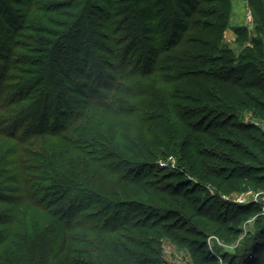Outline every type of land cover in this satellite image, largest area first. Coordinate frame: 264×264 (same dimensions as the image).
Segmentation results:
<instances>
[{
    "label": "rangeland",
    "instance_id": "obj_1",
    "mask_svg": "<svg viewBox=\"0 0 264 264\" xmlns=\"http://www.w3.org/2000/svg\"><path fill=\"white\" fill-rule=\"evenodd\" d=\"M21 1L26 3L31 0ZM260 1L226 0L219 6L203 4L192 16V22L201 20L211 24V27L206 29L203 25L193 23L184 34L181 45L169 52L162 51L159 55L151 52L142 63H139L136 55H130L126 66L131 69L136 62L140 68L136 76L151 71L155 66L157 74L165 78L158 87L165 88L164 97L170 101L167 109H159L151 117L142 110L145 88L138 84L143 81L136 77L131 79L136 85H131V81L123 82L120 79L123 67L116 61V66L109 69L108 75L112 87L99 89L102 95L96 96L97 109L89 113L85 106L91 103L90 95L94 94L92 88H98L94 83L98 71L94 72V69L98 64L96 66L92 61L83 65L86 73L76 75V82L63 81L65 91L69 86L64 99H52L55 108L49 110V115L45 117L43 123L46 126L32 135H26L24 128L12 130L15 125L9 121L16 116L15 111L32 110L34 101L19 102L12 107L10 103L12 95L35 79L34 73L43 68L32 60L37 58L36 52H29L23 45L35 50L39 44L37 40L41 36L48 37L46 32H32L28 26L19 31L16 38L9 36L6 29L1 32L0 47L7 43L8 46L0 51V80L6 88L0 95L3 109L0 111V264H100L99 238L121 240L129 236L143 241L150 239V249L144 256L153 262L196 264L190 249L181 241L184 232L177 231L176 227L188 228L195 233L186 240L199 251L206 264H264V233L252 251L245 253L243 249L244 245L252 242L259 228L264 226L262 204L257 202L264 198V179L260 183L234 179L220 186L219 180L212 181L207 173L204 176V171L212 162L222 167L227 166L226 162L199 153L207 151L219 154L225 150V141L232 138L229 132L236 131V128L220 113L203 110L205 103L199 97L207 92L204 85L210 78L198 71L209 72L211 67H220L219 63L212 65L209 61L212 57L233 60L232 65L264 62V33L259 35L256 29L255 8L260 6ZM262 3L264 5V0ZM8 4L14 8L22 7L12 0ZM211 8L229 10V18L219 20L217 16L201 14V11ZM79 10L75 11L78 17ZM177 10L180 11L179 8ZM250 13L252 23L248 20ZM97 14L92 17L95 21H99V12ZM152 14V9L148 10L143 19L150 23L154 17ZM263 18L264 14L260 15L259 20ZM40 25L44 30H51L46 22ZM197 40L202 42L201 45ZM207 42L217 49L212 50V47L203 45ZM108 44L114 46L111 42ZM10 46H13L12 52H9ZM188 50L197 56L195 60L183 58L184 52ZM135 51L138 52L139 48ZM192 71L195 74L185 78ZM91 72L92 78L89 79L86 74ZM181 76L185 79L173 82ZM241 76L242 73H236L234 79H240ZM110 78L117 79L112 81ZM78 81L79 89L85 88V95L75 94V100H78V105H75L71 92L78 90ZM124 90L135 92L127 95L123 93ZM173 93H177V99ZM43 105L40 104L39 108ZM178 114L184 118V123ZM234 122L252 126L254 130L249 133L252 136L257 137V131L264 134V118L247 110ZM48 130L58 131L48 133ZM197 130H206L210 136L206 137ZM16 132L27 140L18 143L12 139L11 136ZM100 132L108 136L110 146L119 156L103 162V159H98L100 165H107L110 174H128L132 180L139 178L149 186L173 183L180 184L184 190H197L188 197L189 200L205 198L209 202L207 209L212 214L221 213L231 218L226 226L232 231L197 235V225L202 221L179 207L183 203L180 201L182 198H178L173 206L161 205L150 201V195L134 194L136 187L125 192L127 188L116 178L99 174L94 176L97 171L92 168H89V177L85 180L93 192L101 196L94 199L90 209L74 216L73 204L66 198L62 199L70 194L68 192L65 195V188L68 189L69 185L61 184L59 178L62 174L70 173L73 179L72 165L80 171L83 159H96L99 151L93 146L94 143H90L93 138L91 135ZM198 138L199 142L196 141ZM216 139L220 140L217 147L213 142ZM116 192L121 193L118 206L101 199L105 195L113 196ZM64 240L66 245L62 253L60 250Z\"/></svg>",
    "mask_w": 264,
    "mask_h": 264
},
{
    "label": "trees",
    "instance_id": "obj_2",
    "mask_svg": "<svg viewBox=\"0 0 264 264\" xmlns=\"http://www.w3.org/2000/svg\"><path fill=\"white\" fill-rule=\"evenodd\" d=\"M8 1L10 0H0V45L2 39L1 32L5 29L8 31V35L13 38L25 26H28V29L32 32H46L45 35L48 37L41 36L37 40L39 44L35 50L31 49L29 45H23L29 52H36L37 58L32 60L42 65L43 68L34 73L36 74L35 79L30 80L29 83L19 90L14 87V90L16 89L17 91L12 95L11 106L9 105L12 107L19 102L34 101L31 107L32 110L23 109L15 111L16 116L9 121L15 125V128H12V130L18 129L19 131V129L24 128L23 131L26 132V135H32V133L36 134L43 130V127L46 126V123H43V121L49 115V110L52 111V108H55L52 99H55V97H58L59 101L64 99L65 92L68 91L69 86H67L65 91L63 81L70 80L71 83L76 82V75L86 73L83 65L89 64L92 61L96 66L98 64V67L94 69V72L98 70L96 82H94L98 88H92L94 94L90 95L92 99L91 103L85 106L89 109V113L97 109L98 105L96 106V103H98V99L96 96L101 94L99 89H110L112 87L109 85L108 75L109 69H114L116 66V61L120 62L123 67L120 74V79L123 82L131 81V85L135 84L131 79H135L136 77L143 81V83L139 81L138 84L139 87L143 86L146 89H143L145 98L141 102L143 105L142 110H145L151 117L153 113L160 111L159 109H167L170 101L168 102L164 97L165 88L162 87L163 91H161L162 89L158 87L165 81V78L157 74L155 66L151 71L143 72L140 76H136L138 72L140 73V68L136 66V62L131 69L126 66L130 61V55H136V59L140 61L139 63H142L151 52L159 55L162 51L169 52L174 47H178L181 45L184 34L189 31L193 23L194 25H203L206 29L211 27V24L209 25V23L202 22L201 20H197L196 22L193 20L192 22V16L197 12L199 6L203 4L219 6L226 0H31L30 2L26 1V3L20 2V0H12V2L22 6L21 8L12 7L8 4ZM259 5L255 8V12L257 13L256 29L259 35H261L264 33V18L259 20L260 15L264 14L262 0L259 2ZM78 8H80L79 17L75 15V11ZM147 9H152L153 11L152 15L154 17L150 22L152 26H150L148 20L145 21L143 19L148 11ZM66 10L67 13L65 12ZM97 11L100 15L99 21H95L92 18L94 15H98ZM201 14L210 17L217 16L219 20L229 18V10L227 9L216 10L211 8L210 10L201 11ZM72 20L73 22H70ZM42 22L48 23L51 30H44L40 25ZM237 34L239 35V33ZM109 42L113 43L114 46L111 47L108 44ZM191 42L189 41V43ZM197 42L199 41L197 40ZM252 42L254 43L255 39ZM201 43L199 42L198 44L201 45ZM258 43H262V41ZM14 44L13 42V46ZM203 45L208 48L212 47L210 42ZM7 46L8 43L3 44L2 48L0 47V51ZM13 46H10L9 52L13 51ZM68 46H70V49ZM137 48H139L138 52L135 51ZM213 49H217L216 46H213ZM257 53L261 54L259 51ZM184 54L183 58L186 59L193 58L195 60L197 57L189 50L184 52ZM209 61L212 65L219 63L221 66L211 67L209 72L198 71L199 74L207 75L210 78L209 81L207 80L208 84L206 82V85H204V89L207 92L202 94L199 100L205 103L203 107L204 111L213 110L220 113L222 117L225 116L227 122H231L236 131L229 132L232 138L225 141V150L219 151V154L216 152L207 153V151L199 152L203 156L214 157V159L226 162L227 164V166L222 167L218 163L212 162L211 166L205 167L204 176L207 173L212 181L219 180V183H217L220 186L234 179L243 181L247 179V181L252 183H260L264 179V134L262 135L257 131V137H259V134L260 137L252 136L249 134L254 130L252 126L245 124L238 125L234 121L238 117L243 116L244 110L264 118V62H245L240 65H232L233 60L227 59L224 61L223 58L215 57H212ZM236 73H242L240 79H234ZM92 74L93 72L86 74V77L91 79ZM193 74L195 72L192 71L185 78ZM185 78L181 76L174 80L171 78V80L179 82ZM115 79L117 78H113V80ZM104 80L107 81L105 82ZM76 84L78 85V90L72 91L71 97L74 99L75 105H78V100H75L77 99L75 98V94L80 96L85 95V88H82L83 90L79 89V81ZM3 89L5 90L6 88L5 86L3 87V81L0 80V95L3 94ZM134 92L123 91L127 95ZM177 93H173L176 95L174 96L175 99H177ZM42 103L44 105L42 108H39ZM35 107L37 110H35ZM0 111H3L1 105ZM178 115L182 123H184V118L180 114ZM82 116H85V114ZM57 123L61 124L62 122L57 121ZM50 131L48 130L47 132L55 133L54 131L58 130ZM197 132L206 137L210 136V132L206 130H197ZM91 136L93 138L90 143H94L93 146L97 147L99 151L96 159H90L91 161L83 159L84 161L81 163L83 167L80 171H77V167L72 165L73 179H71L70 173H66V175L62 174V177L59 178L61 184L69 185L68 189L65 186H63V189L65 188L67 191L65 195L68 192L71 195L62 197V199L66 198L73 204L72 210L75 211L74 216L77 213L90 209L94 199L101 196L94 193L91 186L85 180L89 177L87 176L89 168H92L97 171L94 176L99 174L106 178H116L121 185L123 184L127 188L125 192L128 193V190L136 187L133 192L134 194L145 193L147 196L150 195V201L161 205L173 206L178 198H182L180 201H183V203L179 204V207L189 212L190 216L200 218L202 221V223L197 225L199 228L197 235L204 236L208 233L221 234L232 231V229L229 231L226 226L231 221V218L221 213L212 214L211 210L207 209L209 202L205 198L203 200L201 198L189 200L188 197L196 193L197 190H190L189 188L184 190L180 184L175 185L173 183L164 185L153 184L149 186L139 178L132 180L133 178H130L131 175L128 174H110L107 165L105 163L100 165L98 159H103L102 162L108 159H117L119 157L117 151L110 146L108 136L102 132L95 135L92 134ZM11 138L18 141V143H24L27 140L21 137L19 132L13 134ZM200 138L196 141L199 142ZM207 141L208 138H206ZM213 142L217 147L220 140L216 139ZM206 165L207 163H205ZM71 183L75 184V186L73 187ZM120 197L121 193L119 192L109 197L105 195L101 199L108 201L112 206H118L117 202ZM2 200L4 201V199ZM175 229L184 232V238H181V241L190 249L189 251L194 262L196 264H206L199 251L193 248L192 244L186 240L195 233L191 232L188 228L176 227ZM263 233L264 226L259 228L249 245H244L243 249L245 253L255 248L257 240L260 239ZM149 242L150 239L143 241L131 236L121 240L101 237L98 239V260L100 264H160L159 261L153 262L151 258L149 259L144 256L150 249ZM65 245L66 241L64 240L60 250L62 253L65 251Z\"/></svg>",
    "mask_w": 264,
    "mask_h": 264
},
{
    "label": "built area",
    "instance_id": "obj_3",
    "mask_svg": "<svg viewBox=\"0 0 264 264\" xmlns=\"http://www.w3.org/2000/svg\"><path fill=\"white\" fill-rule=\"evenodd\" d=\"M248 20H249V23H252L251 21H252V15H251V13L248 15ZM257 201V200H256ZM257 202H260L261 204H262V209H263V211H264V198H262V199H260L259 201H257Z\"/></svg>",
    "mask_w": 264,
    "mask_h": 264
}]
</instances>
